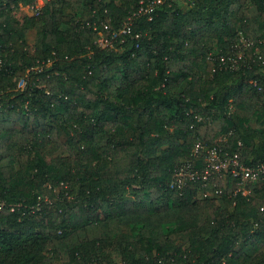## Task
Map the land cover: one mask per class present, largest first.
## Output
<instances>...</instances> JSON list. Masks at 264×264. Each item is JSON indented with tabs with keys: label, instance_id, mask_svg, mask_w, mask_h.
I'll list each match as a JSON object with an SVG mask.
<instances>
[{
	"label": "trees",
	"instance_id": "1",
	"mask_svg": "<svg viewBox=\"0 0 264 264\" xmlns=\"http://www.w3.org/2000/svg\"><path fill=\"white\" fill-rule=\"evenodd\" d=\"M20 1L0 0V264H264V178L171 185L198 139L264 161V0H165L122 34L140 0Z\"/></svg>",
	"mask_w": 264,
	"mask_h": 264
},
{
	"label": "built area",
	"instance_id": "2",
	"mask_svg": "<svg viewBox=\"0 0 264 264\" xmlns=\"http://www.w3.org/2000/svg\"><path fill=\"white\" fill-rule=\"evenodd\" d=\"M165 0H140L136 11L123 22L122 26L117 33H128L131 28L132 20L138 14H150L156 6L162 4ZM148 18H151L148 15ZM116 34V33H115ZM114 34V35H115ZM96 42L101 47H107L110 40L104 36L101 31H98ZM239 45L244 48L250 47L254 44V41L245 37L238 39ZM256 53L259 52L258 46H255ZM242 51L238 52V57L242 56ZM260 57L264 58V54ZM235 58L220 57L219 66L227 68H235ZM255 84V83H254ZM257 89L261 91V102L264 109V90L258 86ZM227 141V137L220 136L219 141H214L213 145L207 144L204 140H196L192 146L191 153L193 159L181 162L173 170L171 185L182 187L189 182H201L203 185H208L211 179L216 177L225 178L227 174L236 179L235 191H240L243 195L249 194L251 188L250 185L264 178V161L254 166H248L241 160L239 151L230 153L227 149L220 146L219 142ZM215 182H212V186H216ZM222 191V188H215L210 190L204 188L203 195H211L212 193L218 194ZM261 211H264V205L260 207Z\"/></svg>",
	"mask_w": 264,
	"mask_h": 264
},
{
	"label": "rangeland",
	"instance_id": "3",
	"mask_svg": "<svg viewBox=\"0 0 264 264\" xmlns=\"http://www.w3.org/2000/svg\"><path fill=\"white\" fill-rule=\"evenodd\" d=\"M48 1L50 0H35L34 3L32 4H26L24 3V1H20L13 10L14 18L21 20L23 19V17L27 15L37 16L39 14L41 7L44 6ZM33 38H34V32L31 31L28 33L27 36L28 43H32ZM23 86H24V80L21 79L18 82V87L22 88ZM214 141H219V137L215 138ZM126 195L129 197V200L141 198L143 196V190L136 186L135 190H127ZM75 210L77 211L76 206H75ZM118 257H119L118 254H113V259L115 260V262L117 264H121V261L119 260ZM55 264H59V263H55Z\"/></svg>",
	"mask_w": 264,
	"mask_h": 264
}]
</instances>
